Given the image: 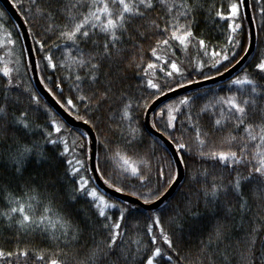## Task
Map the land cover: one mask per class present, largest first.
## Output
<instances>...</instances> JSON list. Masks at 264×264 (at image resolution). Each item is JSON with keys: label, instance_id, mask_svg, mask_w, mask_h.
<instances>
[{"label": "snow or ice", "instance_id": "snow-or-ice-1", "mask_svg": "<svg viewBox=\"0 0 264 264\" xmlns=\"http://www.w3.org/2000/svg\"><path fill=\"white\" fill-rule=\"evenodd\" d=\"M48 4L49 8H38L37 11L41 15L46 13L50 21L62 20L60 25L49 23L48 27L53 30L59 28L58 38L64 44V60L67 61L70 69L69 78L73 79L77 87L82 81H88L90 85L95 86L98 83L97 73L103 66L104 60L112 61L117 56L123 59L119 45L124 42L126 35L129 38L132 36L129 32V24L135 20L143 22L140 28L133 31L137 36L147 37L153 41L147 50L151 57L146 63H135L133 58L127 65H134L137 69L135 75L140 77L139 83L145 86V90H151L148 96L135 98L137 107L143 111H147L158 97L168 92H175L177 89H185L190 85H198L200 81L213 79L212 76L204 74L205 67L214 71L215 75H222L220 68L228 72L233 67L236 57L241 55L238 49H242L245 54L250 51L249 47L243 43L241 36L243 24L240 22L241 10L249 7L247 0H232L226 11L215 9L214 17L227 21V44L221 47L215 45L210 47L205 38L198 37L194 32L198 17L203 14L206 7V0H48ZM259 4L260 0H255V6L264 17V7H259ZM12 7H17V0H12ZM208 12L211 14L212 9L209 8ZM0 16H4L2 11ZM261 27L264 29V25ZM10 35L9 33V38L4 41L7 45L15 43ZM36 43L41 44L39 40ZM41 48H43L42 44ZM192 48L197 49V56L189 59L188 66L197 74V80L190 78L191 73L185 75L183 60L177 57L176 51L187 53ZM73 51L77 54L73 55ZM201 53L204 58H207V63L203 58H197ZM44 59L47 60L48 68H57V63L52 56L46 55ZM140 59L143 60L142 55ZM60 67H65V64L62 62ZM13 70L8 65L0 67V78L4 80L5 94L13 85L11 75ZM116 79L123 81V77L119 74ZM262 81H264V54L254 63L253 72L244 70L230 78L227 81V91L220 89V95L213 94L210 99L203 100L207 92L203 95L184 94L172 104H166L159 112L154 113V117L158 116L162 119L166 114L165 131L174 130L175 122L183 116L187 129L193 132L195 143L200 149L198 156L211 161L213 168L219 165L229 170L230 178L227 183H224L222 178L218 180L214 174H210L208 168L199 173V176L203 178L202 183L193 176L192 179L200 183L197 189V203L201 195L207 202L209 197L219 199L221 195L227 197L231 193L239 200L238 209L244 210L246 207L245 184L256 181L264 185V103H262L264 82ZM60 84L61 81L58 80L56 87L59 88ZM90 92L91 95L88 96L63 97L64 104L68 110H72L76 108V100L83 102L87 99L89 104L95 102L99 106L111 98L116 103L121 121L131 120L133 97L127 91L114 90L112 79H109L108 87L102 90L92 87ZM7 99L5 95V100ZM30 99L39 104L35 94H32ZM196 101H203V103L198 106L194 116L192 109L197 107ZM57 103L60 101L58 100ZM6 113V104H0V114ZM203 115L209 116V125L213 131L228 129L220 139L219 147L215 142L209 143L211 134L204 130L200 123ZM77 119L83 120L84 124L89 123V120L82 116H77ZM39 120V115L30 120L26 110H19L18 114L12 116L10 123L13 126V137L6 149L7 162L18 177L23 176L33 156L36 157V163L42 160L52 163L60 161L66 165L64 175L72 177L71 199L75 201L79 197L85 198V206L81 209L84 226L54 212L51 199L45 197L38 186L34 187L31 186V182H26L22 195L10 193L6 198L8 206L4 211H0V217L8 222L7 227L17 230L18 236L39 232L49 240L57 241V247L54 253L20 247L19 244L12 250L0 247V261H5L6 264H21L23 259V264H28V260L32 259L33 264H67V261L61 258L62 249L59 246L61 241L65 248H74L73 264H130V258L131 264H158L157 258L171 261L172 256L167 255L157 245L159 238L169 249L176 251L172 239L161 225L160 217L156 212L151 213L146 229V236L150 238L152 246L150 252L146 253L143 259L136 260L142 247H146L142 239L129 238L127 241L121 239L125 232L122 222L129 211L128 202L124 201L123 207L113 203L99 193L96 187L90 186V180L80 174L84 171L83 161L77 159L74 153L77 147L83 151V145L82 142L78 144L77 141H72L70 144L67 141L63 134L64 124L47 115L43 123H39ZM153 127L157 125L154 123ZM7 129L6 123H0V133L6 136ZM157 130L160 129L157 128ZM137 131V128H131L133 135ZM37 132L39 140L31 138ZM81 135L86 138L88 134ZM169 139L178 150L175 153L179 157L178 163H186L183 159V151L187 144L182 142V139L173 137L171 133H169ZM47 145L52 146L51 153L44 151L43 146ZM206 145L207 150H204ZM115 156L121 162L119 165L121 172L118 176L138 178L140 185L145 189L144 191L133 190L128 194L142 200L145 205L159 200L168 190L160 181H166L170 186L177 178L171 171L166 178L165 171L161 168L157 172V185L146 186V177L137 165H147L148 161L133 159L132 156L121 154L119 151L115 153ZM95 171L100 172L101 169L97 167ZM101 179L117 193L127 191L126 187L115 180L105 179L103 175ZM190 205L189 201V207ZM113 209H119L118 216L110 214V210ZM89 229L92 232L91 243L85 241L87 246L83 249L76 247L80 245L81 239ZM154 229H159V237ZM256 231L258 229L254 228L253 232ZM213 238L216 241L222 238L219 227L214 236L209 237V243ZM133 245L136 246L135 249ZM113 255H116L115 260L110 259Z\"/></svg>", "mask_w": 264, "mask_h": 264}, {"label": "trees", "instance_id": "trees-1", "mask_svg": "<svg viewBox=\"0 0 264 264\" xmlns=\"http://www.w3.org/2000/svg\"><path fill=\"white\" fill-rule=\"evenodd\" d=\"M10 1L12 2V0ZM230 2L232 0H206L203 14L198 17L194 32L198 37L205 38L209 42L210 47L212 45L221 47L227 44V21L215 18L214 11L215 9L226 11ZM249 6L255 28V44L247 59L226 78L171 97L159 103L149 114L151 125L153 126L155 123L157 127L154 128L156 130L159 128V132L169 141H171L169 139V133H171L173 137L182 139V142L187 144V147L183 151V159L186 163H182L181 165L183 166V176L170 197L168 196L157 207L144 209L128 202L129 211L126 213V219L122 222L125 232L121 239L125 241L129 240V238L142 239L146 247H142L141 253L137 254V261L143 259L152 247L150 238L146 236V229L151 213L156 212L160 217L161 225L169 234L176 249V251H172L158 238L157 245L167 255L172 256L171 261L157 258L158 264H264V185H260L256 181L245 184L244 196L246 207L244 210L238 209L239 200L231 193L227 197L221 195L219 199L209 197L207 202H205L204 197L201 195L199 203H197V189L200 187V183L195 182L192 179L193 176H196L202 183L203 178L199 176V173L208 168L210 174H214L218 180L222 178L223 182L227 183L230 178L229 170L219 165L213 168L211 161L198 156L200 149L195 143L193 132L187 129L183 116H180L175 122L176 126L174 130L170 129L167 131L164 130L167 119L166 114L163 119L158 116L154 117V113L159 112L164 105L172 104L184 94L193 95V93H200L203 95L207 92V95L203 96V100H208L213 94L220 95V89L227 91V81L233 76L240 74L244 70H247L249 73L253 72L254 63L264 54V29L261 27L264 25V17L261 16L258 8L255 6V0H249ZM259 7H264V0H260ZM15 8L26 24L25 26H27L33 46L37 74L41 83L56 101H60V106L70 113V115H73L75 118L82 116L84 119L89 120V124L95 132L96 154L94 160L96 168L99 167L101 169L98 172L100 179L103 175L105 179L115 180L118 184L126 187L127 191L123 193H130L133 190H145L140 185L138 178L118 176L121 169L117 159H115L117 151L121 154L132 156L133 159L148 161L147 165H137L146 177V186L155 187L157 185V172L161 168L164 169L166 178L170 171L175 173V165L169 150L158 137L146 129L143 121L145 111L137 107V100L135 98L148 96L151 90H145V86L139 83L140 77L135 75L137 69L134 65L127 66L128 61L133 58H135V63H146L151 57L150 52L147 50L153 41L147 37H139L133 31L140 28L143 22L135 20L129 24V32L132 33V36L129 38L126 35L124 42L119 45L123 59L117 56L112 61L104 60L103 66L97 73L98 83L92 86L90 82L82 81L79 87H77L73 79L69 78L70 69L67 66V61L64 60V44L58 38L59 28L57 27L53 30L48 27L49 23L60 25L62 20L50 21L46 13L41 15L37 11L38 8H49L48 0H35V4H33V0H17V7ZM209 8L212 9L211 14L208 12ZM0 11L4 13V16H0V67L8 65L14 69L11 74L13 85L7 94H5L3 89L4 80L0 78V104H6L7 108L6 114H0V117H2L0 123L8 125L7 135L5 136L3 133H0V211H4L8 206L6 198L10 193L22 195L25 183L31 182V186H38L39 191L45 197L51 199L54 212H58L66 218H71L73 222L84 226V216L81 209L85 206V198L79 197L75 201L71 199L72 177L64 175L66 165L60 161L52 163L42 160L40 163H36V157L33 156L25 168L23 176L18 177L8 164L6 149L12 142L13 137V126L10 121L13 115L18 114L19 110H26L30 120L39 115V123H43L47 115L64 124L65 129L63 134L67 141L70 144L72 141H77L78 144L82 142L83 145V151H81L80 147H77L74 153L77 159L83 161L84 171L80 174L89 179L90 186L96 187L99 193L103 194L113 203L123 207L124 200L105 193L95 184L88 162V136L86 138L82 137L81 134L85 133L83 129L67 124L54 107L39 93L38 88L33 83L30 68H28L29 63L19 28L4 6L1 5V2ZM240 17V22L243 24L241 36L243 37V43L247 46L249 32L242 10ZM9 33L11 34L10 38L15 41L13 45L4 43L5 39L9 38ZM37 40L41 42L43 48H41V44L36 43ZM53 45H56V47H52ZM238 50L241 52V55L236 57V61L244 53L242 49ZM176 51L177 57L183 60L186 69L185 75L187 76L188 73H191L190 78L197 80V74L188 66L189 59L197 56V49L192 48L187 53ZM72 54L76 55L77 53L73 51ZM46 55L54 58V62L57 63L56 69L47 67V60L44 59ZM141 55L143 56V60L140 59ZM197 58H203L205 63H207V58H204L202 53ZM236 61H233V64ZM62 62L65 64V67H60ZM203 71L205 75L216 76L214 71L208 67H205ZM223 71L224 69L220 68V72ZM118 74L123 77L122 82L116 79ZM256 78L259 79V77ZM109 79L114 81V90L127 91L133 97V111L130 121H121L116 103L111 98L99 106L95 102L89 104L87 99L83 102L76 100V108L72 110L67 109L63 97L91 95L90 88L94 87L102 90L108 87ZM58 80L61 81L59 88L56 87ZM32 94L38 97L39 104L31 101L30 96ZM5 95L8 97L7 100H5ZM109 95L111 97L112 93L110 92ZM140 103H143L142 99ZM202 103L203 101H196L197 107L192 109L194 116L198 111V106ZM200 123L202 128L211 134L209 143L215 142L216 146L219 147V141L228 129L224 128L213 131L209 125L208 115H203ZM132 127L138 129L134 135L131 132ZM31 138L39 140V133L37 132ZM43 148L45 152H52V146L50 145L43 146ZM204 150H207V145L204 147ZM76 178L78 179L79 177L77 176ZM101 180L104 183V180ZM160 183L165 188L169 186L166 181H160ZM105 185L108 186L107 184ZM161 190L163 191V189ZM189 201L191 202L190 207ZM228 209L231 210L229 211ZM110 214L118 216L119 209L110 210ZM7 223V221H4L0 217V247H3L5 250H12L19 244L20 247L55 252L57 241L49 240L39 232L28 233L27 235L20 234L18 236L17 230L7 227ZM89 224H91V221H89ZM218 227L222 231V238L219 241L213 238L211 243H209V237L214 236ZM254 228L258 229V231L253 232ZM154 232L159 237V229H154ZM91 237L92 232L89 229L81 239L80 245L76 247L85 248L87 246L85 241L91 243ZM59 246L62 249L61 258L65 259L67 264H73L74 248H65L62 241ZM132 247L135 249L136 246L133 245ZM115 258L116 255H113L110 259L115 260ZM0 264H6V262L0 261ZM21 264H23V259H21ZM28 264H33V260L29 259Z\"/></svg>", "mask_w": 264, "mask_h": 264}, {"label": "water", "instance_id": "water-1", "mask_svg": "<svg viewBox=\"0 0 264 264\" xmlns=\"http://www.w3.org/2000/svg\"><path fill=\"white\" fill-rule=\"evenodd\" d=\"M1 5L4 6V8L6 9V11L9 13V15L14 19L15 23L17 24L20 34H21V38H22V42H23V46L26 52V56H27V60L29 63V67L30 68V73H31V77L33 80V83L35 85L36 88H38L37 90L39 91V93L52 105V107H54V109L60 114V116L65 120V122L73 127H78L81 128L85 131V133H87L88 135V147H89V153H88V162H89V167L94 179L95 184L102 189L105 193H108L109 195H112L118 199L133 203L135 205H138L144 209H152L157 207L159 204H161L168 196L170 197L171 193L173 192V190L175 189V187L177 186V184L179 183V181L181 180L182 176H183V166L182 163H178V159L179 157L177 155H175V153L177 152V150L175 149L174 145L172 144L171 141H169L162 133H160L158 130H156L150 123V113L159 105V103H162L163 101L174 97L182 92H186L187 90L196 88V87H200L206 84H210L216 81H219L221 79L226 78L227 76H229L232 72H234L237 67H239L246 59L247 56H249V54L251 53V51L253 50L254 44H255V28H254V23L252 20V15L251 11H250V6L247 7L246 9H242L243 12V16L245 18V22L247 23L248 26V32H249V39H248V45L247 47H249L250 51L248 53H243V55L237 60L239 61V63H237V61L233 64V67L229 69L228 72H221L222 75H216L213 76V79L208 80V81H200V83L198 85H190L185 89H177L175 92H168L166 93V95L164 96H160L158 97V99L156 101H154L148 108L147 111H145L144 113V117H143V121H144V125L146 127V129L153 134L154 136L158 137L167 147V149L170 152V156H172L173 158V162L175 165V174H176V180L172 182V184L170 186L167 187V191L165 192V194L160 197L159 200L155 201L154 203L150 204V205H145L142 200H138L135 197L129 195L128 193H117L113 188H109L108 186H106L102 180L99 177L98 172L95 171L96 169V165H95V154H96V135L95 132L92 128V126L88 123V124H84L83 120L81 119H77L75 118L73 115H70V113H68L66 110H64L59 103H57L56 99L52 96V94L43 86V84L41 83L40 79L38 78V74H37V67H36V61H35V56L33 53V49H32V44H31V40H30V36H29V32L27 29V26H25L26 24L24 23L22 17L20 16V14L18 13V11L16 10V8L12 7V2L10 0H0ZM247 4L249 5V0H247Z\"/></svg>", "mask_w": 264, "mask_h": 264}, {"label": "rangeland", "instance_id": "rangeland-1", "mask_svg": "<svg viewBox=\"0 0 264 264\" xmlns=\"http://www.w3.org/2000/svg\"><path fill=\"white\" fill-rule=\"evenodd\" d=\"M115 159H117V162H118V164L120 165V160H119V158L118 157H116Z\"/></svg>", "mask_w": 264, "mask_h": 264}]
</instances>
